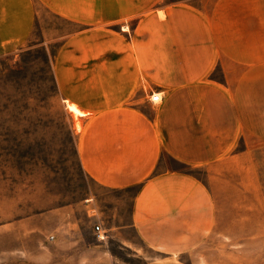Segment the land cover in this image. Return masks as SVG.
I'll use <instances>...</instances> for the list:
<instances>
[{"label":"crops","instance_id":"crops-1","mask_svg":"<svg viewBox=\"0 0 264 264\" xmlns=\"http://www.w3.org/2000/svg\"><path fill=\"white\" fill-rule=\"evenodd\" d=\"M159 2L108 0L106 19L136 13L128 41L135 36L138 45L107 43L108 60L70 61L57 73V88L80 111L75 143L84 172L107 191L132 190L125 221L105 226V243L117 242L124 261L147 252L156 256L143 264L215 261L220 256L209 257L219 242L211 236L217 213L211 185L168 167L166 159L210 171L240 142L258 140L264 0ZM37 4L91 24L89 41L75 34L60 46L64 52L98 53L97 0H0V55L29 40ZM147 85L161 93L159 101L147 97ZM96 197L87 202L101 205ZM105 205L116 209L119 199ZM111 255L108 264L122 261Z\"/></svg>","mask_w":264,"mask_h":264},{"label":"rangeland","instance_id":"rangeland-1","mask_svg":"<svg viewBox=\"0 0 264 264\" xmlns=\"http://www.w3.org/2000/svg\"><path fill=\"white\" fill-rule=\"evenodd\" d=\"M107 1L97 0L98 21L92 22L97 54L60 48L75 34L88 42L89 21L73 22L37 4L29 40L0 55V264H108L113 253L122 258L115 264H143L156 256L147 252L124 261L117 242L105 243V226L125 221L132 190L107 191L84 172L75 143L82 123L61 100L56 83L57 73L70 61L108 60L107 43L138 45L135 36L132 44L128 41L136 13L106 19ZM175 1L161 0L158 6ZM153 93L161 97L147 85L150 100ZM258 122V140L240 142L233 155L210 171L166 159L168 167L209 183L215 197L211 236L219 242L210 246L216 254L209 257H220L206 262L199 256L191 264H264V116ZM96 196L102 204L90 205L88 199ZM117 199L116 209L105 205Z\"/></svg>","mask_w":264,"mask_h":264},{"label":"built area","instance_id":"built-area-1","mask_svg":"<svg viewBox=\"0 0 264 264\" xmlns=\"http://www.w3.org/2000/svg\"><path fill=\"white\" fill-rule=\"evenodd\" d=\"M160 100V96L159 94L157 93H153L151 94V101H159ZM95 232L97 233L98 236H100V233H101V229H100V226L99 225H95Z\"/></svg>","mask_w":264,"mask_h":264},{"label":"bare ground","instance_id":"bare-ground-1","mask_svg":"<svg viewBox=\"0 0 264 264\" xmlns=\"http://www.w3.org/2000/svg\"><path fill=\"white\" fill-rule=\"evenodd\" d=\"M162 14V13H161ZM68 108L69 110L75 115L77 116L78 114H80V111L76 108V106H74L73 104H68Z\"/></svg>","mask_w":264,"mask_h":264}]
</instances>
